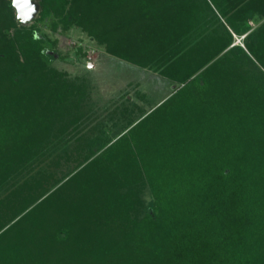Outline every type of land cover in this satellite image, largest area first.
Here are the masks:
<instances>
[{
    "label": "trees",
    "instance_id": "trees-1",
    "mask_svg": "<svg viewBox=\"0 0 264 264\" xmlns=\"http://www.w3.org/2000/svg\"><path fill=\"white\" fill-rule=\"evenodd\" d=\"M240 2L40 0L53 28L78 24L181 84L149 111L127 108L112 133L70 134L88 115V80L51 65L56 48L0 0V188L55 144L76 151L62 177L40 172L1 196L0 264H264V79L243 47L257 49L264 23L248 30L259 8ZM217 10L227 25L214 42ZM183 92L193 104L163 114Z\"/></svg>",
    "mask_w": 264,
    "mask_h": 264
},
{
    "label": "rangeland",
    "instance_id": "rangeland-1",
    "mask_svg": "<svg viewBox=\"0 0 264 264\" xmlns=\"http://www.w3.org/2000/svg\"><path fill=\"white\" fill-rule=\"evenodd\" d=\"M212 1L214 0H211V2ZM243 1L244 0H241L239 4H242ZM202 5L206 8L204 2L198 3L199 7H202ZM250 5H253L254 8L261 9H258V12L264 14V0H250ZM14 13L16 17L15 9ZM217 15L218 16L216 17L219 18L218 21L215 18V24L213 26V32L211 36V39L213 40L214 36L219 35L224 29V26L227 25L225 17L221 16V13L218 12V10ZM259 15H256L254 19H249V24L251 27L248 30L256 28L259 24L264 23V19H262L261 16L259 17ZM54 20L56 19L52 14L42 19H39L37 15L24 24H36V26L39 27V31L42 33V35H44V42L47 47L52 46L58 51V54L56 53L55 59L51 61V65L60 70H63L67 75L73 78H75L76 76H84L89 82V91L87 98L89 99L90 104H86L88 108L85 111L88 115L86 116V119L80 123V126L78 128L74 129L73 131H69L70 134H75L78 130H80V133L83 132L86 134H95L99 128H105L106 130H108V132L112 133V131L119 128L125 121V117L128 115L126 113L127 108L132 107V109L135 110L139 105L142 110H146L148 108L149 110H151L155 106H157V104H160L166 97H168L166 96L163 100H161V102H157L159 99L164 97L168 93V91L181 85L177 81L171 85L163 77L156 76L153 78L149 77V79L146 78L143 82H141V84L143 85L142 87H145L144 90L147 91L146 97L145 101L140 104V102H142V99L140 98H143L145 94L140 92L135 84H130V87H126L128 86L126 84L127 80L138 78L139 70H141L140 67L138 68L135 65L131 64L129 61L123 60L116 55L105 53L107 52L105 43L98 42L80 25L71 24L68 28L64 29L61 25V22L58 21L56 28H53L52 22ZM259 30V37L255 39L257 49L251 46V44L248 42L246 43L248 50L245 46L243 47L254 59L259 70L263 72L262 74V72L257 70V75L261 74L262 78L264 79V24L260 26ZM233 35L234 42H239L241 45H244L242 42L243 34L241 36L237 34ZM212 43L211 45L213 46ZM79 45L86 49L87 53L90 54V57L87 56L88 54H82L77 50V46ZM155 50L157 49L155 48L154 51ZM212 52L213 50L210 52V54ZM222 78L223 75H220L219 78L213 79L211 84L206 89L205 95L210 94V92L213 93V87L216 88L222 81ZM168 79L170 80V78ZM128 94L130 97L126 96ZM184 94L185 92L176 94L174 98L171 97L170 99L165 101L164 104H167L165 105L166 110L163 108L159 109L158 111L155 110L151 122H153L155 118H159L163 110H165L163 114H166L169 109L171 110V107L174 108L175 104H193L188 97H185L187 94ZM243 95H245L244 91ZM136 102H138L139 104ZM201 103L203 104V100ZM169 105L173 106L170 107ZM137 109L133 114L135 116L140 114ZM161 127L162 123L160 125V128ZM65 135L66 134L62 136L64 137ZM73 142L74 141H72L71 144ZM44 152H47V154L45 153L46 155L40 156V159H37V162L34 163L33 166L24 169L23 175H20L16 179L18 180L17 183H15L14 180V182L9 185L8 188H0V198L6 192L10 191L11 188L14 187V185L17 186L25 180L33 181L39 176L42 179L40 172L42 174L52 173L54 178H59L62 177V175L66 172V169L72 168L75 164L76 151L69 148V153L64 152L61 148L60 143L55 144L54 149H46L44 150ZM149 198V192L147 190L144 191L143 199L145 201H148ZM4 209L5 206L1 202L0 212L2 213V215L5 214L3 212L6 209ZM9 215H11L10 212L7 213L5 217H11Z\"/></svg>",
    "mask_w": 264,
    "mask_h": 264
},
{
    "label": "crops",
    "instance_id": "crops-1",
    "mask_svg": "<svg viewBox=\"0 0 264 264\" xmlns=\"http://www.w3.org/2000/svg\"><path fill=\"white\" fill-rule=\"evenodd\" d=\"M262 14V15H259V14ZM257 14L255 13V16L252 18V19H254L255 17H256V15L258 16L259 15V17L261 16V18L262 19H264V14L263 13H261V12H258ZM242 37H243V35H242ZM105 53H107V54H110V53H108V52H105ZM111 55V54H110ZM123 60H125V59H123ZM126 61H128V60H126ZM131 64H133V65H135L136 67H140L141 68V70H139V75H138V78H136V79H131V80H133V81H131L130 79L129 80H127V85L128 86H126V87H130L131 85H136L137 87H138V89L140 90V92H142L143 94H145V96H143V98H140V99H142L141 101L142 102H140V104H142L144 101H145V97H146V92L147 91H145L144 89H145V87L143 88L142 86V84H141V82H143L144 81V79H146V78H148L149 79V77H163L169 84H173L174 83V81H172L171 79L169 80L168 79V77H166V76H164L163 74H161L160 72H158V70H154V69H151V68H149L148 66H146V65H139V64H136V63H132L131 61H129ZM167 78V79H166ZM164 80V81H165ZM131 84V85H130ZM125 87V88H126ZM136 87V88H137ZM170 88V87H169ZM175 90V88H173L172 90H170V91H168V93L164 96V97H162L161 99H159L157 102H161V100H163L166 96H169L173 91ZM127 97H130L129 96V94L128 95H126ZM167 98V97H166ZM156 102V103H157ZM136 103H138V102H136ZM139 104V103H138ZM155 104V103H154ZM151 108V107H150ZM147 111H149V108L148 109H146Z\"/></svg>",
    "mask_w": 264,
    "mask_h": 264
},
{
    "label": "water",
    "instance_id": "water-1",
    "mask_svg": "<svg viewBox=\"0 0 264 264\" xmlns=\"http://www.w3.org/2000/svg\"><path fill=\"white\" fill-rule=\"evenodd\" d=\"M11 3L16 12V19L23 23L37 16L41 9L40 0H11Z\"/></svg>",
    "mask_w": 264,
    "mask_h": 264
},
{
    "label": "built area",
    "instance_id": "built-area-1",
    "mask_svg": "<svg viewBox=\"0 0 264 264\" xmlns=\"http://www.w3.org/2000/svg\"><path fill=\"white\" fill-rule=\"evenodd\" d=\"M87 54H88V53H87ZM87 54H86V55H87ZM87 56L90 57V54H88Z\"/></svg>",
    "mask_w": 264,
    "mask_h": 264
}]
</instances>
